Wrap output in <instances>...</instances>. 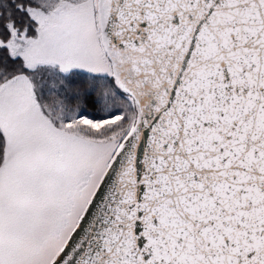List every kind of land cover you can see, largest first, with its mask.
Listing matches in <instances>:
<instances>
[{
    "label": "snow or ice",
    "instance_id": "1",
    "mask_svg": "<svg viewBox=\"0 0 264 264\" xmlns=\"http://www.w3.org/2000/svg\"><path fill=\"white\" fill-rule=\"evenodd\" d=\"M0 264H264V0H0Z\"/></svg>",
    "mask_w": 264,
    "mask_h": 264
}]
</instances>
